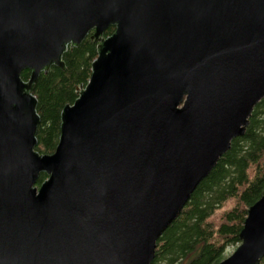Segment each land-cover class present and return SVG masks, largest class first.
I'll list each match as a JSON object with an SVG mask.
<instances>
[{"label": "water", "instance_id": "water-1", "mask_svg": "<svg viewBox=\"0 0 264 264\" xmlns=\"http://www.w3.org/2000/svg\"><path fill=\"white\" fill-rule=\"evenodd\" d=\"M89 36L91 79L40 155L33 86ZM263 98L264 0H0V264H152ZM242 227L219 264L263 260L264 196Z\"/></svg>", "mask_w": 264, "mask_h": 264}, {"label": "trees", "instance_id": "trees-1", "mask_svg": "<svg viewBox=\"0 0 264 264\" xmlns=\"http://www.w3.org/2000/svg\"><path fill=\"white\" fill-rule=\"evenodd\" d=\"M115 30L109 28L104 37ZM98 45L89 36L81 45L69 47L63 56L65 70L53 66L33 86L40 116L35 151L40 155L55 153L62 112L87 87ZM30 75L25 71L22 79L28 81ZM216 165L158 241L152 264H219L227 248L241 245L248 209L264 196V98L252 111L245 135L233 140ZM47 178L42 175L37 185Z\"/></svg>", "mask_w": 264, "mask_h": 264}, {"label": "rangeland", "instance_id": "rangeland-1", "mask_svg": "<svg viewBox=\"0 0 264 264\" xmlns=\"http://www.w3.org/2000/svg\"><path fill=\"white\" fill-rule=\"evenodd\" d=\"M231 206V204H228L227 205V207L226 208H229ZM225 208V209H226ZM224 209V210H225ZM238 248V246H231V247H229V248H227L226 249V252H225V254H224V259L223 260H225V259H227L228 257H230L232 254H233V252H235L236 251V249Z\"/></svg>", "mask_w": 264, "mask_h": 264}]
</instances>
